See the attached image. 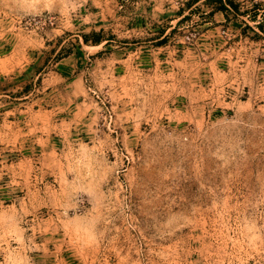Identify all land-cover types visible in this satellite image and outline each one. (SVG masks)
Wrapping results in <instances>:
<instances>
[{"label": "rangeland", "instance_id": "374dc122", "mask_svg": "<svg viewBox=\"0 0 264 264\" xmlns=\"http://www.w3.org/2000/svg\"><path fill=\"white\" fill-rule=\"evenodd\" d=\"M0 264H264V0H0Z\"/></svg>", "mask_w": 264, "mask_h": 264}]
</instances>
